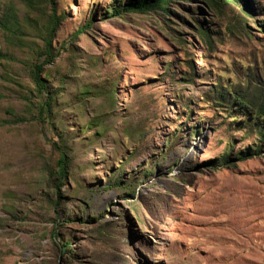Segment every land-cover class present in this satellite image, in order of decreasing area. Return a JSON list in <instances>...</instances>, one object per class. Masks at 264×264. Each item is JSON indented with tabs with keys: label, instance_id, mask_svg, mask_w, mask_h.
Here are the masks:
<instances>
[{
	"label": "rangeland",
	"instance_id": "rangeland-1",
	"mask_svg": "<svg viewBox=\"0 0 264 264\" xmlns=\"http://www.w3.org/2000/svg\"><path fill=\"white\" fill-rule=\"evenodd\" d=\"M127 1L0 0V264H264V0Z\"/></svg>",
	"mask_w": 264,
	"mask_h": 264
},
{
	"label": "trees",
	"instance_id": "trees-1",
	"mask_svg": "<svg viewBox=\"0 0 264 264\" xmlns=\"http://www.w3.org/2000/svg\"><path fill=\"white\" fill-rule=\"evenodd\" d=\"M53 1L54 0H48L50 4H53ZM210 1L212 2L214 0H210ZM170 2L171 0H128L127 2L123 4V8H119L118 7L119 5L113 6L111 13H114V14H121L124 12L143 13L149 10H157V9L167 11V5ZM57 21H58L57 16L54 13L48 19V24L46 28L45 45H44V54L47 56V58L44 60L45 62L52 60L54 58V54L52 52L51 40L58 26ZM85 25L78 28L77 31L78 32L82 31ZM0 27H2L3 29H7L6 20L0 18ZM200 32H201L200 34L210 42L208 33L203 29H200ZM42 64L43 62L38 63V64L36 63L33 65V68L31 71V77L37 89V92L47 93L46 83L43 79L40 78V71L42 68ZM231 93L232 95H229V92L219 90L216 93L217 95L216 99L223 101L224 103H226V105L224 106H226L227 109H231L234 111L233 116L235 117L236 122H243L247 120L248 118H251L254 120V124L257 126L258 131H259V137H260L259 147H261L262 145H264V110L263 108L261 106H256L255 104H253V102L250 99H248L244 94L236 92L233 89L231 90ZM50 99H51L50 95H47L46 99L40 103L39 111H38L40 117H42V115L44 114H47L48 111L50 110V107H51ZM254 153L255 152L245 150V151H240V153H238L237 156L240 159H245V158L250 157ZM228 157H229V154H228ZM228 157H226L224 161H226ZM57 163H58V168L56 169V172L58 173L59 177H64L66 174V167H65V157H64L63 152L60 153ZM67 243L68 241L65 242V245Z\"/></svg>",
	"mask_w": 264,
	"mask_h": 264
}]
</instances>
